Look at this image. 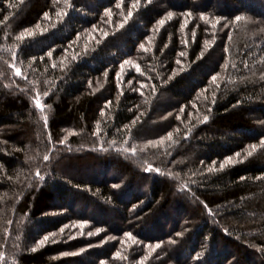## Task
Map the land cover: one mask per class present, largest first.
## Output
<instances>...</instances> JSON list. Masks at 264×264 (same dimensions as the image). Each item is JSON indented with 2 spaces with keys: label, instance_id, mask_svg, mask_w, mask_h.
<instances>
[{
  "label": "trees",
  "instance_id": "16d2710c",
  "mask_svg": "<svg viewBox=\"0 0 264 264\" xmlns=\"http://www.w3.org/2000/svg\"><path fill=\"white\" fill-rule=\"evenodd\" d=\"M0 264H264V0H0Z\"/></svg>",
  "mask_w": 264,
  "mask_h": 264
}]
</instances>
